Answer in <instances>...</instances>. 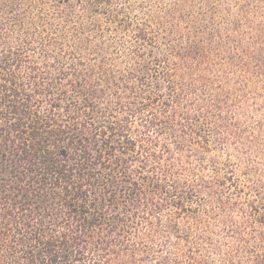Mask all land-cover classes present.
<instances>
[{
	"label": "trees",
	"instance_id": "obj_1",
	"mask_svg": "<svg viewBox=\"0 0 264 264\" xmlns=\"http://www.w3.org/2000/svg\"><path fill=\"white\" fill-rule=\"evenodd\" d=\"M107 2L0 0V264H171L141 237L164 210L188 212L192 188L170 179L161 140L182 152L229 127L213 76L243 61H213L192 40L182 50L173 32L162 47L148 31L160 17L132 26L108 16ZM255 19L264 73V0ZM115 29L133 44L118 45ZM257 193L237 236L246 259L213 246L216 260L188 264H264V183ZM167 228L179 237L173 221Z\"/></svg>",
	"mask_w": 264,
	"mask_h": 264
},
{
	"label": "rangeland",
	"instance_id": "obj_2",
	"mask_svg": "<svg viewBox=\"0 0 264 264\" xmlns=\"http://www.w3.org/2000/svg\"><path fill=\"white\" fill-rule=\"evenodd\" d=\"M105 1H109L103 4L108 16L120 15L132 26L144 27L150 15L155 19L160 17V25L151 22L148 31L162 47L163 37L173 32L169 40L181 47L175 49H186L192 40L213 61L234 57L243 61L239 67L220 73L219 82L213 76L216 92L220 85L224 86L227 102L222 110L229 127L213 128L206 132L209 145L185 143L182 152L170 140L162 138L169 152L163 167L170 179L189 190L192 188L189 200H185L188 212L180 215L174 208L164 210L161 223L144 227L141 236L148 237L156 250L164 246L159 255L171 264L176 263L173 259H178V264L195 262L194 257L216 260L213 246L227 245L233 253L242 251L244 244L238 242L237 236L247 230L244 217L249 214V202L257 197L264 183V73L255 71V41L258 42L255 17L262 0ZM182 1L189 3L179 10ZM175 9L179 10L175 17L165 16L167 11ZM107 15L98 16L103 26L108 25ZM112 28H116L115 24ZM208 29L220 33L209 35ZM128 35L115 29L111 36L118 45L130 47L133 42ZM168 49L172 48L165 46L164 53ZM214 69L218 71L215 64ZM215 129H218L216 125ZM221 178L229 179L226 185L218 186ZM168 221L176 225L179 237L169 233ZM241 251L236 253L237 258L245 260L246 254Z\"/></svg>",
	"mask_w": 264,
	"mask_h": 264
}]
</instances>
